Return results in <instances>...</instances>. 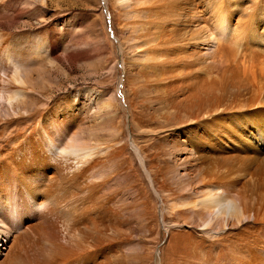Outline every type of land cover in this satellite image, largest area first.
<instances>
[{
    "label": "bare ground",
    "instance_id": "1",
    "mask_svg": "<svg viewBox=\"0 0 264 264\" xmlns=\"http://www.w3.org/2000/svg\"><path fill=\"white\" fill-rule=\"evenodd\" d=\"M44 1L0 0V264H160L134 217L156 239L190 227L167 249L180 264H264V0H103L120 38L104 73L119 58L151 153L122 138L118 89L56 99L61 33L10 29Z\"/></svg>",
    "mask_w": 264,
    "mask_h": 264
},
{
    "label": "rangeland",
    "instance_id": "2",
    "mask_svg": "<svg viewBox=\"0 0 264 264\" xmlns=\"http://www.w3.org/2000/svg\"><path fill=\"white\" fill-rule=\"evenodd\" d=\"M21 9L22 12L24 11V15L21 20L17 21L18 23L11 25L10 29L27 30L29 38L32 34L46 37L52 28L62 35L63 41L60 40L53 53L56 56V70L50 75L57 83L55 84L58 88L55 94L56 99L64 95L72 96L78 92L94 96L102 88L108 91L118 89V113L124 130L122 138L127 139L130 135H135L136 142L141 145L142 149L145 144L148 146L146 152H158L157 144H159L161 136L158 131H153L149 139L147 137L137 139L138 135L135 133L134 126L129 118V106L126 93H124V90L126 91L124 82L121 83L124 72L118 62L119 58L116 59L115 66L120 80H117V78H113V80L104 73L106 70L103 67H108L111 64L114 59V52L117 55L120 47L116 21L108 5L106 6L103 0H45L44 4L40 5L33 2L29 6H21ZM101 15H103L104 22ZM12 26L13 28H11ZM101 38L104 41L109 40V46H102L99 42ZM133 115L138 124L143 119H147V116L144 113H138L136 108ZM147 124L148 129L154 130L156 128L153 123L148 122ZM136 181L141 192L146 195L144 186L137 177ZM153 203L154 218L160 226L166 209L160 199L154 200ZM133 220L135 241L143 249L150 248L155 244L154 246L159 250L156 252L157 258H162L160 264H172L174 262L180 264L183 262L184 259L169 257L167 249L169 250L171 246L174 247L175 244L183 245L192 237H195L190 227L181 225L179 229L174 228L169 233L163 230L161 238L156 239L151 228L149 233H145L141 229L140 222L135 217ZM219 247H212L210 251L215 252ZM215 263L219 264L218 261H215Z\"/></svg>",
    "mask_w": 264,
    "mask_h": 264
}]
</instances>
